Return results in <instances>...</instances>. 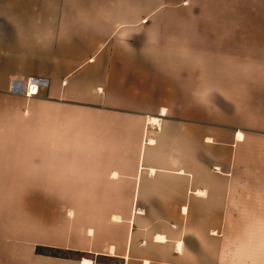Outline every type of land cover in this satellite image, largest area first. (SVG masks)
Segmentation results:
<instances>
[{
  "label": "crops",
  "instance_id": "obj_1",
  "mask_svg": "<svg viewBox=\"0 0 264 264\" xmlns=\"http://www.w3.org/2000/svg\"><path fill=\"white\" fill-rule=\"evenodd\" d=\"M84 259L264 264V0H0V264Z\"/></svg>",
  "mask_w": 264,
  "mask_h": 264
},
{
  "label": "built area",
  "instance_id": "obj_2",
  "mask_svg": "<svg viewBox=\"0 0 264 264\" xmlns=\"http://www.w3.org/2000/svg\"><path fill=\"white\" fill-rule=\"evenodd\" d=\"M46 85V80L37 76H29L24 80H11L10 91L31 97L38 94L39 89Z\"/></svg>",
  "mask_w": 264,
  "mask_h": 264
},
{
  "label": "trees",
  "instance_id": "obj_3",
  "mask_svg": "<svg viewBox=\"0 0 264 264\" xmlns=\"http://www.w3.org/2000/svg\"><path fill=\"white\" fill-rule=\"evenodd\" d=\"M36 251L38 253L46 254V255H53V256H65L68 255L70 252H66L64 250H58L53 248H47V247H36Z\"/></svg>",
  "mask_w": 264,
  "mask_h": 264
},
{
  "label": "bare ground",
  "instance_id": "obj_4",
  "mask_svg": "<svg viewBox=\"0 0 264 264\" xmlns=\"http://www.w3.org/2000/svg\"><path fill=\"white\" fill-rule=\"evenodd\" d=\"M152 121L158 123V120H156V119H152ZM116 218H117V217H116ZM158 238H161V237H158ZM82 262H83L84 264H90V261H88V260H86V259H84ZM145 264H147V263L145 262Z\"/></svg>",
  "mask_w": 264,
  "mask_h": 264
}]
</instances>
